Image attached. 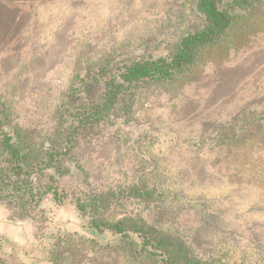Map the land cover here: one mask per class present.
I'll use <instances>...</instances> for the list:
<instances>
[{"label": "rangeland", "instance_id": "1", "mask_svg": "<svg viewBox=\"0 0 264 264\" xmlns=\"http://www.w3.org/2000/svg\"><path fill=\"white\" fill-rule=\"evenodd\" d=\"M195 3L0 0L9 7L0 14V93L16 103L17 125L49 130L82 70L171 51L187 31L204 25ZM252 21L244 39L233 40L220 55H207L172 83L138 90L132 121H119L86 142L77 152L83 169L75 163L74 171L60 178L70 198L59 209L50 205L48 217L55 222L47 224L35 214L36 228L19 225L0 233L5 237L0 244H10L9 263L54 264L45 257L48 243L42 245L38 237L79 223L71 197L100 188L119 190L148 178L169 196L183 197L170 199L168 218L151 220L158 205L151 208L127 198L117 208L141 213L174 232L182 230L200 255L216 256L221 264H264V181L244 187L238 173L236 179L227 174L236 158L225 166L220 155L209 153L220 148L210 139L215 129L242 110L264 111V17ZM97 92L90 88L89 95ZM248 165L242 170L254 181L257 166ZM2 224L0 215V231L12 227ZM74 241V247L60 248L58 264H124L98 255L83 240Z\"/></svg>", "mask_w": 264, "mask_h": 264}, {"label": "trees", "instance_id": "2", "mask_svg": "<svg viewBox=\"0 0 264 264\" xmlns=\"http://www.w3.org/2000/svg\"><path fill=\"white\" fill-rule=\"evenodd\" d=\"M195 9L204 25L187 31L168 53L130 56L111 66L100 64L79 72L47 131L18 126L16 103L0 93V215L5 225L36 228L35 214L53 224L54 218L48 217L50 205L59 209L70 198L60 187V178L74 171L75 163L83 169L78 150L109 126L119 121L131 122L138 90L172 83L207 55H220L233 40H243L252 18L264 17V0H196ZM7 10L9 7L0 4L2 16ZM93 87L98 90L94 97L89 95ZM215 131L210 139L220 148L212 147L209 153L220 155L225 166L236 158L227 174L236 179L238 173L244 187H259L264 181V111L242 110ZM247 165L257 166L254 181L242 170ZM119 188H100L71 197L79 223L61 229L57 235L51 232L38 237L42 245L43 240L48 243L49 256L45 257H50L51 263L61 262V247H74V240L80 239L95 247L98 255L116 258L124 264H221L216 256L200 255L182 230L174 232L151 221L168 218L165 206L170 199L180 200L182 196H169L148 178ZM124 198L141 201L151 208L156 204L158 211L152 209L149 220L141 213L121 210L117 205ZM1 243L0 264H10L6 249L10 244Z\"/></svg>", "mask_w": 264, "mask_h": 264}, {"label": "crops", "instance_id": "3", "mask_svg": "<svg viewBox=\"0 0 264 264\" xmlns=\"http://www.w3.org/2000/svg\"><path fill=\"white\" fill-rule=\"evenodd\" d=\"M2 219H3V217H2ZM3 220H4V219H3ZM2 225H5V224H2ZM15 227H16V226H12V227H10V228H6V230H7L6 232H2L3 230H1L0 233H1V235H6V234L10 231L11 228H15Z\"/></svg>", "mask_w": 264, "mask_h": 264}]
</instances>
